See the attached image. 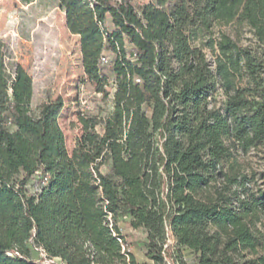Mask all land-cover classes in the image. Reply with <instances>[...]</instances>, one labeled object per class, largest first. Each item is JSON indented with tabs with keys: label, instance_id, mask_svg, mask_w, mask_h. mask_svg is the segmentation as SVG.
<instances>
[{
	"label": "trees",
	"instance_id": "16d2710c",
	"mask_svg": "<svg viewBox=\"0 0 264 264\" xmlns=\"http://www.w3.org/2000/svg\"><path fill=\"white\" fill-rule=\"evenodd\" d=\"M57 1L81 39L84 86L111 98V112L80 116L70 154L63 101L33 116L23 76L9 94L0 49V264H264L251 228L264 192L222 168L264 143L262 64L225 34L211 45L215 69L192 45L234 22L264 42V0H183L170 11L167 0ZM219 87L223 109L210 100Z\"/></svg>",
	"mask_w": 264,
	"mask_h": 264
},
{
	"label": "rangeland",
	"instance_id": "374dc122",
	"mask_svg": "<svg viewBox=\"0 0 264 264\" xmlns=\"http://www.w3.org/2000/svg\"><path fill=\"white\" fill-rule=\"evenodd\" d=\"M183 0H167L164 9H170ZM189 3L191 0H185ZM158 5V0L135 1L140 7L144 4ZM221 34L229 36L241 48L249 49L262 67L259 71L260 82L264 89V42H260L254 30L246 23L234 22L229 25H215L192 40L195 48L201 49L213 69L216 68L218 49L216 45ZM0 49L5 54L7 74L10 78L12 95L18 75L27 80L30 86L29 107L33 116H38L43 104L61 99L64 103L59 117V125L64 133L70 154L82 134L80 116L96 106H102L106 114L111 112V98L102 101V95H94L84 86L86 80L80 36L72 34L66 22V12L57 0H0ZM246 82V81H245ZM112 92V85L107 88ZM211 105L217 109L225 107L227 98L219 87L210 98ZM225 171L235 172L247 177L248 193L264 192V143L251 149L246 155L238 154L222 163ZM105 170V169H104ZM211 182V187L203 196L214 194L222 186V177ZM37 189L35 185H30ZM236 188L235 186L233 187ZM239 194L243 196L242 189ZM128 218L120 219V225L127 229ZM209 230L214 228L209 225ZM255 236L260 239V254L264 255V214L260 220L251 224ZM126 233L127 230H124ZM174 246V242L171 243ZM136 250V248H133ZM139 258L144 252L142 245ZM172 263V262H171ZM44 264H50L46 262ZM176 264V263H175Z\"/></svg>",
	"mask_w": 264,
	"mask_h": 264
},
{
	"label": "built area",
	"instance_id": "2783aa9c",
	"mask_svg": "<svg viewBox=\"0 0 264 264\" xmlns=\"http://www.w3.org/2000/svg\"><path fill=\"white\" fill-rule=\"evenodd\" d=\"M135 1H142V0H135ZM110 221H111V218H110ZM125 251V248L123 247V252Z\"/></svg>",
	"mask_w": 264,
	"mask_h": 264
}]
</instances>
